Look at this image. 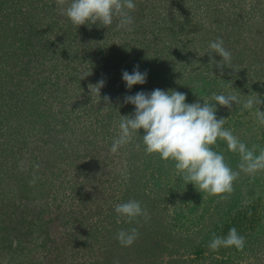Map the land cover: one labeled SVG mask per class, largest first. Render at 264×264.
Instances as JSON below:
<instances>
[{
    "label": "rangeland",
    "instance_id": "obj_1",
    "mask_svg": "<svg viewBox=\"0 0 264 264\" xmlns=\"http://www.w3.org/2000/svg\"><path fill=\"white\" fill-rule=\"evenodd\" d=\"M34 4L42 24L50 23L53 27L47 39L40 42V47L45 45L41 53L38 45L28 52L22 49L15 36L17 31L11 29L18 20L20 31L23 30V22L30 17ZM250 4L255 7V0H245L243 9ZM146 10L149 14L157 12L151 2ZM131 15L132 31L118 30V20L110 28L98 24L76 28L60 14L55 0L0 1V19L5 25L0 34L4 36L12 30L0 42V264H96L114 238L111 235L113 222H117L114 205L123 203L131 178L138 188L134 195H141L143 207L150 214L147 222L139 218L143 228H154L153 237L157 241H163L168 248L175 246L178 251L171 253L170 249L159 248L153 260L146 257L148 247L143 248L137 239L128 247L129 264H264V228L260 231L259 226L252 224L255 229L244 232L248 238L243 250H235L233 246L212 251L208 247L212 234L218 237L225 234L216 231L211 211L209 208L205 211L203 206L206 207L205 201H212V209V204H218V196L199 192L191 183L185 185L174 165L171 167L167 162L160 176L151 168L152 164L145 163L157 159L146 155L143 148L141 151L133 146L140 142L139 137L115 154L109 151L119 133V115L134 112V105L124 103V98L141 91L165 90L160 84L173 82L174 78L207 83L203 95H188L177 84L176 91L185 93L189 104H202L212 93L218 94L219 89L228 87L224 82L230 83V92L241 103H233L231 109L216 105V117L224 118L223 128L232 130L250 147L257 145L264 127L256 122L254 109H242V102L259 94L254 91L248 95V85L256 83L264 90V46L253 45L250 49L244 44L245 40L264 44V29L259 39L248 28L240 36L236 33L229 36L217 28L213 13H200L183 25L187 31L179 34V45L161 33L164 36L161 42L166 44L163 48L160 44L156 46L162 23H155L146 14L141 21L137 8ZM211 18L215 22L210 23ZM32 19L35 16L26 19V24L32 25ZM67 21L70 32L62 34ZM218 37L232 53L231 68L224 67L223 75L221 69L210 64L206 53L209 42ZM233 48L241 49L236 58ZM2 53L8 56L1 58ZM212 55L216 61L221 59ZM101 66H109L105 75L99 73ZM116 66H125L123 72L129 73L138 66L140 72L147 73L146 82L126 88L123 79L115 76L119 71ZM88 71L91 74L80 79ZM101 80L105 83L98 102L99 98L88 86ZM153 80L160 82L159 87L154 81L153 88ZM186 85L187 81L183 86ZM105 95L110 97V105L105 104ZM259 108L264 111V104ZM230 111L232 117L228 116ZM142 130L139 134H144ZM226 163L239 171L238 164ZM33 176L37 177L36 183L30 185ZM257 178L264 180V171L255 177L241 172L233 187L239 182L251 186ZM191 198L198 200L196 208L200 205L199 211L196 213L195 209L192 215L191 205L184 203L193 202ZM199 213H205V217L201 218ZM132 225L125 230L135 227ZM117 232L115 229L114 233ZM152 247L156 250L157 245Z\"/></svg>",
    "mask_w": 264,
    "mask_h": 264
},
{
    "label": "clouds",
    "instance_id": "obj_2",
    "mask_svg": "<svg viewBox=\"0 0 264 264\" xmlns=\"http://www.w3.org/2000/svg\"><path fill=\"white\" fill-rule=\"evenodd\" d=\"M55 3L60 14L76 28L81 25L91 27L94 24L108 28L114 20H118V30L132 31L134 21L130 13L136 9L135 0H55ZM206 53L209 55L210 64L221 69V75L224 67L231 68L232 53L225 48L222 38L210 41ZM212 54L221 59L216 61ZM90 74V71L84 72L80 79ZM146 77L147 73L140 72L138 66L131 73H122L128 89L133 85L144 84ZM104 83L101 80L88 86L90 92L99 98L98 102ZM103 100L106 105H110V97L105 95ZM124 103L134 105V112L130 115H119V133L109 149L113 154L139 137L140 142L134 145L137 150L143 145L146 155L156 154L163 161H173L177 174L182 177L185 185L191 183L197 191L218 196L221 200L227 199L234 191V181L241 172L255 177L258 172L264 171V147L253 144L249 148L232 130L223 128L224 118L216 117V105L231 109L233 103H241L235 94L212 93L202 104H189L186 103L185 93L157 88L150 93L141 91L126 96ZM261 104H264V98L256 94L242 102V109H254L256 122L264 127V111L259 108ZM141 129L143 135L139 134ZM218 139L226 143L228 151L239 155V171L233 170L225 162L222 152L213 149ZM36 180L37 177L33 176L29 184L34 185ZM114 212L118 223L121 219L126 223H139L141 217L145 222L150 220L146 207L135 199L115 204ZM115 238L122 247H130L139 238V231L136 227L122 229ZM233 246L237 250H243L245 246L244 236L235 227L229 229L226 237H218L213 233L208 245L212 251Z\"/></svg>",
    "mask_w": 264,
    "mask_h": 264
},
{
    "label": "trees",
    "instance_id": "obj_3",
    "mask_svg": "<svg viewBox=\"0 0 264 264\" xmlns=\"http://www.w3.org/2000/svg\"><path fill=\"white\" fill-rule=\"evenodd\" d=\"M0 1L3 3L5 0H0ZM148 2H151L153 6H156V10H155L157 11L156 13L152 12L151 14H149L147 12L149 11V10H146V5ZM244 2L245 0H152V1L135 0L136 8L138 10V15L140 16L138 18H141V21H143L144 18L146 19V17L148 18V16H150L155 23L156 22L162 23V25L158 27L159 33L157 32L158 35L156 39H159L160 41L157 42L156 46L160 44V46L163 48H165V45H166L161 42L164 36L165 38L170 37V39L172 37L171 41L179 45V42H178L179 34L182 31H187L185 27L183 28V25L186 23L187 20L189 19L191 20L195 16H199L200 13H204V14L213 13L214 15H212V17H216L217 28L220 29V31L226 32V34L229 36L232 33H236L238 36H240L241 32L244 29L247 30L246 28H248L249 33L253 32L254 36H257L258 39L259 37L261 38V31L264 29V0H263V3L261 2V0L260 1L255 0V3H256L255 7L251 5L252 4L251 2V4L246 10L243 9V5H242L244 4ZM259 2L260 4H262L261 6H259ZM38 12H39V9L35 7V4H34L32 7V11H30L31 13L30 17L35 16L36 19H32V25L26 24V19H30V17H28L23 22V30L20 31L22 26L19 24L18 20L14 21V24L11 28L13 31H17L15 33V36L17 35L16 39H18L21 46L23 45L22 49H24L27 52L29 51V49L34 48L35 45L39 46L41 41L47 39L48 34H49L48 32H50V30H53V27H50L51 25L50 23H48L46 26L42 24V22L37 17ZM134 13H135V10L132 11L130 14H134ZM145 14L147 15L146 17L142 16ZM247 16L250 18L249 19L246 18ZM211 21H212V18L209 19V22L210 23L215 22L214 19H213V22ZM3 22L4 20L0 19V28L5 27ZM66 23H67V26L64 27L63 29L64 33L62 34L70 32V25L68 21ZM55 26L56 24H54V27ZM108 28H110V26ZM11 29H9L5 33V35L12 32ZM55 33L56 32H54L53 34ZM161 33H163L164 36ZM4 36H3V33L0 34V42L4 40L3 39ZM258 41L259 40H257L256 42L249 43L245 40L244 45L248 44V47L250 49H252L253 45L257 46L258 44H261L264 46L263 43H258ZM0 48H1V44H0ZM250 49H248V51ZM44 50H45L44 44L42 47L40 46L38 47V51L40 53L43 52ZM232 50H233V58L234 56L236 58L237 54L241 52L240 48L237 50L233 48ZM49 51L50 49L48 50V52ZM161 52L162 51L160 50V54H162ZM249 52H251L252 54H255L253 50ZM1 55H2L1 58L2 57L5 58L6 56H8L5 53H2ZM105 67L103 68L101 66V68L99 69L100 74L101 73L104 74V71L108 70L107 68L109 66H105ZM123 67L125 66L115 67V69L119 70L117 72V75L114 74L116 78H122ZM166 71H169V70L166 69ZM154 76H156V73H154ZM154 81H155L156 86L160 84L159 81L153 80V85H154ZM186 81H187V85L186 87H184L183 84ZM177 84H178L179 89H182V88L184 90L186 89L188 95L192 93L203 95L205 91V87L207 86V83H205L204 81H202V83L199 84V82H196L194 80L190 81V78H187V80H179L177 78L176 79L174 78L173 82H165V84L162 83L160 85L163 86L165 91H168V90H178ZM227 84L230 85V83H226V82H224L223 85H227ZM155 85L153 86V88L156 87ZM229 85L226 88L224 87L223 90L219 89L218 94H226V93L234 94L233 92H230ZM173 87L175 88L173 89ZM248 87H249V90H247L248 95L254 91H257L259 92L258 96L264 97V90L262 86L258 87V85L254 83V84L248 85ZM32 99L34 100L36 98L32 96ZM40 105L41 104L38 103V107H40ZM229 115L231 117L233 116L231 114V111L228 114V116ZM142 134L143 133H141L140 135ZM259 140L260 141L257 142V145H259L260 147H264V133H262V136L259 137ZM224 143H225L224 141L218 139L216 145L213 146V149L217 152L223 153L225 157V162H232V163L238 164L239 160H238L237 153L228 151L227 146ZM246 144L248 145V143ZM141 146H142L141 148H143V145ZM248 147L251 148L249 145ZM141 148L140 150L142 151ZM152 155L153 157L157 159V161L150 159L148 162L146 161L145 163L152 164L151 168L154 169V171L156 170L159 174L163 172V168L166 165V162H167V165L171 167L172 165H174L173 161L171 160L163 161L159 158L158 155L156 154H152ZM241 183L242 182H239L238 184H236V186H234L235 191L230 195V197L228 196L229 199L221 200L218 197L216 199L218 204L217 203L212 204L213 205L212 209H210L211 207L210 204L212 201H208V202L205 201V204L207 203L205 205L206 207L203 206V209L205 211H207L208 208H209V211H211L210 213V218L212 219L211 223L215 226L216 231H218L222 235L225 234V236L223 237H226L229 232V229L233 227H235L237 229V232L241 236H244V238H248L244 234V232L255 229L253 225L257 227L259 226L260 231L264 228V180L262 181H259V179L254 180L252 183L249 184L251 186H248V184L245 185V182L243 184ZM136 186L137 185L132 178L128 180V184H126V189L124 192L123 202H126L130 199H135V200L140 201L141 205L144 206L145 202H143V200L141 199L140 197L141 195L139 194L134 195L136 193L135 191L137 188ZM191 201L193 202L184 201V203L186 202L187 205L188 204L191 205V208L189 209V212H190L189 214L192 215L195 209H198L196 210V213L199 211L200 205L198 206V208H196V203L198 200L195 198H191ZM208 205L210 206L208 207ZM221 205L223 206L222 209H220ZM223 208L225 209V211H222ZM216 209H219V210L216 211ZM181 214L184 216L182 212ZM200 217L204 218L205 213H201ZM129 224H132V223H126L124 220H122V222H119V223L115 221L113 222V230H112L111 235L112 237L114 236V238L111 241H109L108 243L109 245H107V247L104 250L105 252L102 253V255L99 258L100 260L96 262V264H129L127 261V258L130 255L129 249L128 247H122L120 245V243L116 240L115 238L116 234L114 233L115 229H116V232L122 229L125 230L129 226ZM133 226H135L139 230L138 241L140 245H142L143 248L146 246L148 247L147 248L149 251L148 253L150 254L147 253L146 257L148 256L149 258L154 260L155 257H157L159 253L158 252L159 248L160 250L163 249L164 251L170 249L171 253H175V251L176 252L178 251L177 250L178 248H176L175 246H170L168 248L166 244H163V241L161 242L157 241L156 238L153 237L155 234L154 228H150L149 230L144 229L143 228L144 225L142 221L141 222L139 221V223L134 222L131 227ZM210 234H211V231L207 233V236L209 237ZM246 242H248V240ZM151 245L152 246L157 245L156 250H154L155 247H152ZM137 251L139 252L138 249ZM196 254H199V251Z\"/></svg>",
    "mask_w": 264,
    "mask_h": 264
}]
</instances>
